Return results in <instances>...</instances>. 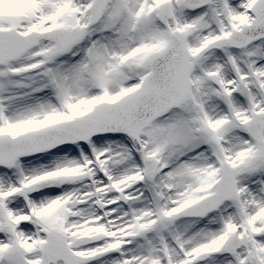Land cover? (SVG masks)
Masks as SVG:
<instances>
[{
  "label": "snow or ice",
  "instance_id": "1",
  "mask_svg": "<svg viewBox=\"0 0 264 264\" xmlns=\"http://www.w3.org/2000/svg\"><path fill=\"white\" fill-rule=\"evenodd\" d=\"M0 264H264V0H0Z\"/></svg>",
  "mask_w": 264,
  "mask_h": 264
}]
</instances>
